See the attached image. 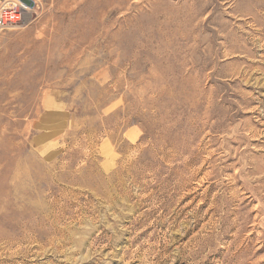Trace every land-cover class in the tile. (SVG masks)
<instances>
[{
	"label": "rangeland",
	"instance_id": "1",
	"mask_svg": "<svg viewBox=\"0 0 264 264\" xmlns=\"http://www.w3.org/2000/svg\"><path fill=\"white\" fill-rule=\"evenodd\" d=\"M0 32V264H264V0H41Z\"/></svg>",
	"mask_w": 264,
	"mask_h": 264
},
{
	"label": "built area",
	"instance_id": "2",
	"mask_svg": "<svg viewBox=\"0 0 264 264\" xmlns=\"http://www.w3.org/2000/svg\"><path fill=\"white\" fill-rule=\"evenodd\" d=\"M41 0H0V32L27 26L39 16Z\"/></svg>",
	"mask_w": 264,
	"mask_h": 264
}]
</instances>
